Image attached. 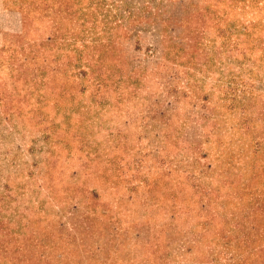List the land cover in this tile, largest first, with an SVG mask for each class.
<instances>
[{
  "label": "rangeland",
  "instance_id": "1",
  "mask_svg": "<svg viewBox=\"0 0 264 264\" xmlns=\"http://www.w3.org/2000/svg\"><path fill=\"white\" fill-rule=\"evenodd\" d=\"M259 201L264 0H0V264H264Z\"/></svg>",
  "mask_w": 264,
  "mask_h": 264
},
{
  "label": "trees",
  "instance_id": "2",
  "mask_svg": "<svg viewBox=\"0 0 264 264\" xmlns=\"http://www.w3.org/2000/svg\"><path fill=\"white\" fill-rule=\"evenodd\" d=\"M198 34L199 33H196L195 35H192L190 36V41H191V44H190V49L187 50L188 52H185L183 51L184 48L181 46L179 47V50L176 51L174 53L173 56H170V52H169V49L171 46H173V44L169 43V40L167 42V45L164 47V50L162 52V58L165 60V61H173L175 58L174 57H177V56H180V51H183V56H180V58L184 57L183 60H180V62L178 64H187V63H191L192 62V58L194 56H196L194 54V51L196 50V47H197V43H198ZM190 50H192L191 52H189ZM159 61L161 63L162 66L164 67H167V64L165 61ZM92 71H90V73H92L93 75V81H95V88H96V91H97V94H100V93H103L106 89H108L107 93H109L110 90H117L120 88V85L125 81L122 76L120 75L118 77V79H115L114 81L115 82H106V80L108 79H112L111 76H108V77H103L102 74H103V70L101 67H98V68H95V70L91 69ZM120 69H117L116 73L120 74ZM84 74H86V72H83ZM129 80V83L131 82H134L136 81V79H131V78H128ZM109 87V88H108ZM168 92H178L176 87H170L169 86V90ZM174 194V193H173ZM172 195V194H170ZM173 197V195H172ZM254 215H261V218L264 219V204L257 202V204H255L253 207H252V210H251V213L250 214H247L246 213V216L249 217V216H254Z\"/></svg>",
  "mask_w": 264,
  "mask_h": 264
}]
</instances>
